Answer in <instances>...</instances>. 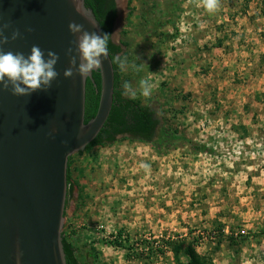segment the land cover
<instances>
[{
    "label": "rangeland",
    "instance_id": "374dc122",
    "mask_svg": "<svg viewBox=\"0 0 264 264\" xmlns=\"http://www.w3.org/2000/svg\"><path fill=\"white\" fill-rule=\"evenodd\" d=\"M120 19L111 41L127 44L121 81L161 125L207 152L178 141L157 154L120 137L74 154L84 198L75 187L63 232H76L80 258L92 247L108 264L146 263L108 244L120 230L137 253L147 251L141 241L180 236L207 264H264V0H220L215 14L196 0H123ZM144 78L150 98L140 94ZM162 251L153 264H173Z\"/></svg>",
    "mask_w": 264,
    "mask_h": 264
},
{
    "label": "water",
    "instance_id": "95a60500",
    "mask_svg": "<svg viewBox=\"0 0 264 264\" xmlns=\"http://www.w3.org/2000/svg\"><path fill=\"white\" fill-rule=\"evenodd\" d=\"M123 0L116 5L115 26L120 22ZM81 14L71 0H0V18L19 28L22 39L3 45L4 51L27 56L33 45L45 55L60 57L59 73L48 91L17 97L11 89L0 91V264H66L62 244L67 199L68 160L85 151L106 122L112 107L114 69L108 59L94 70L100 75V98L94 118L84 123L85 87L92 73L82 79L75 69L72 78L63 72L69 65L68 48L76 52L70 22L101 34L93 12L82 0ZM89 20L97 26L93 27ZM31 27L33 32H26ZM11 36V29L5 32ZM81 127L83 134H81ZM122 136H118L120 138Z\"/></svg>",
    "mask_w": 264,
    "mask_h": 264
},
{
    "label": "trees",
    "instance_id": "16d2710c",
    "mask_svg": "<svg viewBox=\"0 0 264 264\" xmlns=\"http://www.w3.org/2000/svg\"><path fill=\"white\" fill-rule=\"evenodd\" d=\"M85 7L93 12L101 27V34L106 33L110 36L108 44L110 59L112 60V58L116 56L122 57V47L126 48L127 44H115L111 41L112 28L116 19V5L114 0H85ZM131 16L132 11L128 13L127 20ZM164 26V23L158 25V27L161 28ZM124 55L125 53L123 56ZM112 65L114 69V90L111 111L97 137L86 147L85 151L78 153L79 155L91 152L94 147L113 145L117 142L118 136H122L123 140L138 141L148 144L157 154H162L170 145L178 141L189 144L193 152H207L205 146L199 147L177 131H172L168 127L161 125L154 109L149 106L141 105L140 101L137 99L123 95L122 85L124 82L121 81V70L117 64L112 63ZM99 98L100 75L99 72H93L91 79H87L86 81L84 123H87L96 115ZM72 164L73 157L71 156L68 160L67 167V199L65 211L75 187L78 188V199L82 200L84 198L82 195V188L78 187V184L72 181L70 170ZM64 216H66V212ZM217 233L219 237L224 236V232L221 229H219ZM110 237L111 240L108 244L113 248L124 250L127 262L140 259L143 260V258H145V264H153L160 255H164L162 248H167L172 253L173 264H207L206 261L198 255L194 245L192 243H187L186 240L180 236L173 238L169 237L167 240L162 239L160 241L161 244L160 242L153 241L155 247L149 246V243L145 241H141L139 244H141L143 248L147 247V251H140V253L132 251L133 244L130 242L129 235L123 231L120 230ZM75 238L76 232L74 230L69 234L65 232L62 233V244L66 264H106L98 260V255H96L92 247L80 258V250L76 246ZM227 239L232 242L235 241L232 236L227 237Z\"/></svg>",
    "mask_w": 264,
    "mask_h": 264
},
{
    "label": "clouds",
    "instance_id": "9594fccd",
    "mask_svg": "<svg viewBox=\"0 0 264 264\" xmlns=\"http://www.w3.org/2000/svg\"><path fill=\"white\" fill-rule=\"evenodd\" d=\"M75 11L81 14L80 8L82 0H71ZM197 6H202L209 14H215L220 8V0H196ZM82 15V14H81ZM93 27L97 25L89 20ZM11 29L10 39L5 35L7 30ZM69 32L76 37L73 43L76 45V52L79 55V65L77 66V57L73 55V49L70 47L66 50L65 55L70 57L69 67L64 70L63 76L65 79L72 78L74 69L82 79L86 78L94 70L102 67L103 59L109 57V39L110 36L106 33L98 34L97 32H89L84 30L82 24L70 22L68 25ZM26 32H33L34 29L27 27ZM23 36L19 28H13L12 23H4L0 18V91L11 89V94L17 97H28L37 91H48L53 82L57 79L59 73L56 71V65L60 59L54 51H43L38 45H33L30 53L25 56L22 52H13L11 50L4 51L3 45L11 41L22 39ZM138 60V57H137ZM119 66L123 71L128 66L126 57L116 56L110 61ZM144 63H133L131 67L137 72L141 71ZM140 94L145 98H150L152 95L153 84L148 79L144 78L138 82ZM125 96L135 98L136 90L129 82H124L122 85ZM81 134L83 128L81 127ZM142 168L147 169V164L141 163ZM22 253L17 252L16 261L20 264Z\"/></svg>",
    "mask_w": 264,
    "mask_h": 264
},
{
    "label": "crops",
    "instance_id": "0c3cea01",
    "mask_svg": "<svg viewBox=\"0 0 264 264\" xmlns=\"http://www.w3.org/2000/svg\"><path fill=\"white\" fill-rule=\"evenodd\" d=\"M103 262H105V261H103ZM106 264H108V263H106Z\"/></svg>",
    "mask_w": 264,
    "mask_h": 264
},
{
    "label": "bare ground",
    "instance_id": "6f19581e",
    "mask_svg": "<svg viewBox=\"0 0 264 264\" xmlns=\"http://www.w3.org/2000/svg\"><path fill=\"white\" fill-rule=\"evenodd\" d=\"M119 1V0H118Z\"/></svg>",
    "mask_w": 264,
    "mask_h": 264
}]
</instances>
